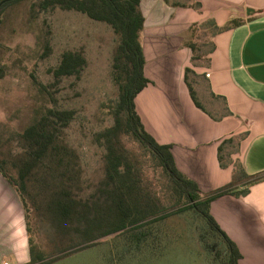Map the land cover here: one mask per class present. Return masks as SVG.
<instances>
[{
	"label": "crops",
	"instance_id": "1",
	"mask_svg": "<svg viewBox=\"0 0 264 264\" xmlns=\"http://www.w3.org/2000/svg\"><path fill=\"white\" fill-rule=\"evenodd\" d=\"M141 9L150 79L135 98L142 122L204 192L247 190L217 198L211 212L240 260L248 249L264 258V0H141ZM3 260L35 264L22 199L0 171Z\"/></svg>",
	"mask_w": 264,
	"mask_h": 264
},
{
	"label": "rangeland",
	"instance_id": "2",
	"mask_svg": "<svg viewBox=\"0 0 264 264\" xmlns=\"http://www.w3.org/2000/svg\"><path fill=\"white\" fill-rule=\"evenodd\" d=\"M33 2L20 0L11 4L1 17L0 159L11 162L23 154L25 145L20 133L48 109H73L76 113L62 130L61 141L74 152L77 197L93 202L106 174L107 152L96 134L115 123L112 107L119 99L113 60L120 36L108 23L81 11L60 7L42 11ZM47 42L51 51L43 58ZM67 50L82 52L87 65L80 76L57 80L51 69L58 66ZM34 78L46 85L48 91ZM122 142L129 158L142 171L144 184L158 192L167 205L172 204L170 179L158 159L132 136L123 135ZM7 170L17 175L12 163L7 165ZM38 185L32 180L25 194L27 219L36 252H42L47 258L62 255L49 264L228 263L224 241L191 209L153 224L149 245L132 244L127 235L115 232L87 245L84 241L82 246L86 247L81 248L83 239L78 232L63 234L50 221L43 208L44 195L37 193ZM65 248H69L68 252L61 253ZM247 252L251 259L244 257L241 264L251 261L264 264L261 250Z\"/></svg>",
	"mask_w": 264,
	"mask_h": 264
},
{
	"label": "trees",
	"instance_id": "3",
	"mask_svg": "<svg viewBox=\"0 0 264 264\" xmlns=\"http://www.w3.org/2000/svg\"><path fill=\"white\" fill-rule=\"evenodd\" d=\"M18 1L20 0H0V3L3 2L0 6V23L5 9ZM33 1V5L42 11L56 7L81 11L95 20L112 26L120 36L113 60L114 79L119 86V99L112 107L115 123L96 134L97 139L103 141L107 152L106 174L93 202L77 197L74 191L77 171L74 152L61 141V132L74 118L75 110L50 108L20 133L25 145L23 154L11 162L0 159V171L17 189L27 216L25 194L29 192V184L32 180L39 184L40 190L37 193L44 195L43 208L50 221L63 234L78 232L83 239V243L79 245L81 248L86 247L82 246L84 241L87 245L88 242L115 232L127 235L128 241L132 244L149 245L150 238H153V224L191 209L198 213L208 228L224 241L228 256L227 264H240L242 253L237 243L212 214L211 205L223 195L239 196L247 190H235L228 185L212 193L204 192L195 180L177 167L172 153L173 145L159 143L146 130L137 111L135 98L150 82L145 75L146 59L141 41L145 26L141 0ZM237 21L240 23L242 20ZM50 51V42H47L42 57H46ZM86 65L87 59L82 52L67 50L63 52L58 66L51 71L57 80L63 77H78ZM34 79L44 90L48 89L37 78ZM190 91L197 105L203 107L197 99L195 90L190 87ZM123 135L135 138L158 159L170 179L172 204L167 205L158 192L150 190L144 184L142 171L125 151ZM9 163L17 169L16 176L8 172ZM37 174L42 176L38 178ZM28 225L31 231L29 222ZM155 237L159 238L158 235ZM30 243L32 263L49 264L62 257L58 255L47 258L48 256L42 252H36L31 238ZM67 250L69 248L60 252H68Z\"/></svg>",
	"mask_w": 264,
	"mask_h": 264
},
{
	"label": "built area",
	"instance_id": "4",
	"mask_svg": "<svg viewBox=\"0 0 264 264\" xmlns=\"http://www.w3.org/2000/svg\"><path fill=\"white\" fill-rule=\"evenodd\" d=\"M0 264H11V263L9 261H7V260H3V261L0 262Z\"/></svg>",
	"mask_w": 264,
	"mask_h": 264
},
{
	"label": "water",
	"instance_id": "5",
	"mask_svg": "<svg viewBox=\"0 0 264 264\" xmlns=\"http://www.w3.org/2000/svg\"><path fill=\"white\" fill-rule=\"evenodd\" d=\"M2 3H3V2L0 3V6H1Z\"/></svg>",
	"mask_w": 264,
	"mask_h": 264
}]
</instances>
